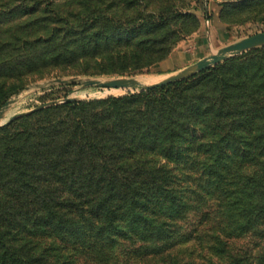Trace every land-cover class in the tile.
Returning a JSON list of instances; mask_svg holds the SVG:
<instances>
[{
    "label": "trees",
    "instance_id": "obj_1",
    "mask_svg": "<svg viewBox=\"0 0 264 264\" xmlns=\"http://www.w3.org/2000/svg\"><path fill=\"white\" fill-rule=\"evenodd\" d=\"M89 19L47 55L94 62L91 76L142 72L180 38L171 13ZM141 28L148 39L117 44ZM0 264H264V45L1 127Z\"/></svg>",
    "mask_w": 264,
    "mask_h": 264
},
{
    "label": "rangeland",
    "instance_id": "obj_2",
    "mask_svg": "<svg viewBox=\"0 0 264 264\" xmlns=\"http://www.w3.org/2000/svg\"><path fill=\"white\" fill-rule=\"evenodd\" d=\"M98 12L119 21L150 12L171 13L172 17H178V25L172 28L178 29L180 38H174L163 59L142 72L126 76H91L97 70L84 66L96 65L94 62L79 59L57 63L53 56L47 55L52 41L63 45L87 26V30L96 26L89 15ZM82 22L87 26L81 27ZM263 31L264 0H0V103L14 100L0 124L53 100L71 97L73 101H93L139 92L83 88L79 82L62 84L52 80L138 77L152 83L207 57L212 50L221 53L224 47ZM148 33L149 28L133 29L117 44L138 41L141 36V40L148 39ZM22 60L29 65L21 64ZM12 65L17 69L13 70ZM237 245L252 247L253 239H241Z\"/></svg>",
    "mask_w": 264,
    "mask_h": 264
},
{
    "label": "water",
    "instance_id": "obj_3",
    "mask_svg": "<svg viewBox=\"0 0 264 264\" xmlns=\"http://www.w3.org/2000/svg\"><path fill=\"white\" fill-rule=\"evenodd\" d=\"M264 45V31L246 37L236 43L230 44L222 49L221 53L211 51V54L207 57H204L197 62L185 67L184 69L179 70L173 74H170L156 82L146 83L138 77H114L109 79H98V78H88V79H78V78H70V79H55L51 82L53 83H62V84H71V83H81L83 88L87 87H99V88H115V89H135L136 91H147L154 88L165 87L170 84H174L190 77H193L203 71H206L232 57L243 54L248 50H251L257 46ZM74 99L71 97H67L61 100H53L42 105H38L30 109L24 113H18L14 115L9 121L0 124V126H4L12 122L14 119H17L21 116L28 115L34 113L38 110H41L46 107H51L55 105H60L67 102H72ZM14 102L13 99L8 100L1 108H0V122L5 113V111L10 107V105Z\"/></svg>",
    "mask_w": 264,
    "mask_h": 264
}]
</instances>
